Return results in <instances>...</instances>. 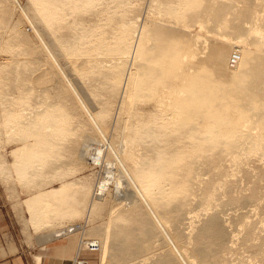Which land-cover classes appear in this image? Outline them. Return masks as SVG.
<instances>
[{
  "label": "bare ground",
  "instance_id": "1",
  "mask_svg": "<svg viewBox=\"0 0 264 264\" xmlns=\"http://www.w3.org/2000/svg\"><path fill=\"white\" fill-rule=\"evenodd\" d=\"M23 5L0 0L1 50L27 58L0 67L2 87L13 80L25 98L20 110L12 102L0 104V151L17 144L13 164L24 165L22 177L38 190L60 183L34 197L45 214L60 218L86 210L88 222L106 217L101 229L75 223L45 241L79 236L77 255L99 252L101 264H233L228 242L241 234L247 242L261 236L248 219L233 234L236 219L226 212L259 197L257 184L264 180L249 166L264 155V0ZM203 31L222 40L214 54L216 72L224 80L233 72V84L185 69L192 38ZM63 55L72 58L73 74L90 70L85 87L61 63ZM92 92L101 96L97 105ZM8 166L0 154L2 176ZM87 167L104 172L76 178ZM241 176H252L251 192ZM251 247L264 253L261 243Z\"/></svg>",
  "mask_w": 264,
  "mask_h": 264
},
{
  "label": "rangeland",
  "instance_id": "2",
  "mask_svg": "<svg viewBox=\"0 0 264 264\" xmlns=\"http://www.w3.org/2000/svg\"><path fill=\"white\" fill-rule=\"evenodd\" d=\"M20 2L22 5L25 4V6H28L30 3V0H20ZM147 7H148V5L146 4L144 8H147ZM16 16H18V15H17V11L15 9L14 18ZM27 22L28 21L25 18H22V28L25 29L27 31V33L29 34V36L35 40L36 33L33 30L32 25L29 22L28 23ZM4 31L6 32V35L4 36L3 39L7 40L8 39L7 27L4 28ZM206 33H207L206 31H203V34H196L192 38V42L189 46L187 62L185 63V69L189 73L197 75V76H204V77H207L208 79H212V80L214 79V80L219 81V82L226 81L227 83L233 84L235 81L232 79L233 72L230 74V76H227L226 74H224L226 77V80H224V78H222V77H219L218 73L216 72L217 69H216L215 62H214V54H215L216 50L219 49L223 45L222 40L218 39V38L208 37L207 36L208 34L205 35ZM1 48H2V46L0 47V67L3 64H5V62H7L8 59L12 63H16L15 61L17 60L18 62L16 64H18V65L22 64V62L27 59L23 56H17L15 58L14 53L13 54L6 53V50L5 49L1 50ZM236 49H238V48H236ZM230 58H231V54H229V59L227 61L228 66L230 63ZM60 60H61V63L66 67V70H67L68 66H69L68 63L70 60H72V58L69 55H63V56H60ZM192 62H199L201 64L206 65L207 67L204 69H202L200 67H193ZM69 69H70V66H69ZM70 70H69V73L72 72V70L71 71ZM95 71H96V69H95ZM14 72H15V74H19V71H14ZM89 72H90V70H84L83 72H80V73H82V75H80L77 71L74 74L72 72V74L76 77L77 82L85 87L86 86L85 81H87V79H88L87 77H88ZM78 83H76V84H78ZM50 84H54V83H50ZM45 87H48V86H44V88ZM22 88H23L22 85L14 83L13 80L8 81L7 86L4 88L2 87V83L0 82V104L6 103V102H12L15 104L16 110L22 109L24 107V104H25V98H24V94L22 92ZM87 93L91 94V92L88 90V86H87ZM100 97H101L100 94H98L96 92L93 93L92 97H90V98H92L91 102L94 105H97L98 101H100ZM31 102L32 101H30L28 104H31ZM147 105H148L147 108H149L151 110H154L156 107L154 102H149ZM7 119H8L7 116H3L1 118V120L3 121L1 123H3V126H6L5 121ZM128 122H130V119L128 120ZM151 124L152 123H150L149 125H151ZM143 128L145 129V127H143ZM109 132L115 138L114 140H116L117 143L120 144V139L118 138L116 132L114 134V129L112 127L109 128ZM3 134H4V136L7 135V133L5 131ZM6 139L7 138H5L3 141H6ZM9 144L4 148V150L0 151V154L6 155L8 161L10 162L11 167L8 166L9 168L7 169V171H9V173L13 174V178L15 180L14 183L11 185L12 189L9 190L10 195H11V193H13V197H9V201H10L11 206H12V211H13L12 215L14 216V219H15V229H16L17 235H18V237L20 236V239L26 243L28 248L33 250L31 253L32 256L40 255L41 257L42 256L49 257L50 255H52L53 257L58 258L59 264H74L76 258H78V260H80V261H82V260L87 261L89 264H101L100 258L98 256L99 252H92L90 254L88 249H83L81 251V254L77 255L76 251H77V244L79 242V236H73V237H70V239H58L55 241L52 240L50 242L45 241V240L47 239V237H49V236L51 237L52 232H54V231H52V227H50L51 223L55 224V226H53V227L55 229H58V230L61 229L62 227H65L67 225H72L75 223L80 224V225H83V223H84L85 230H88L94 226L101 229L100 225L104 222L106 217L101 216L100 218L98 217V219L94 220L93 222H88V219L86 217V210L76 212V214L73 213L74 215L69 213L70 211H67L68 217L65 216L66 214L64 216L62 214L59 218V216L57 214H55L58 219H55L56 217L50 219L47 217L48 215L46 214V215H44L43 221H41L38 225H36L35 227L33 225H30V226H28V229L25 230L24 220L27 218L30 219V212L26 209L16 208L15 203H16V200L18 203L19 200L23 201V200L29 198L30 194H34L37 191L34 190V193L26 191V188L24 187L25 185L20 180H16V179H18L17 178V169H21L22 167L24 168V165L19 164L20 166H15L13 164V163H15V158H16V156L13 154V149L17 147V144L16 143H10V142H9ZM249 166H251V168H252V174H255V173L260 172V171L264 174V155L260 156L258 161H256L255 163H251ZM93 172H100L101 173L100 175H102L104 171H103V168L101 169L100 167H97L96 169H91V170L89 167H87L85 169V172L83 174L78 175L76 178H80V176L83 177V176L89 175L90 173H93ZM239 177H240V175H239ZM241 177H243V176H241ZM73 178L76 179L75 177H71L70 180H73ZM0 182L2 183L1 176H0ZM242 182H243L242 185L245 183L243 187L247 189L246 193L251 192V190L253 188L252 176L243 177ZM2 185H3V183H2ZM58 186H60V183L55 182L52 185H47V187L46 186L42 187V189H40V190L41 191H45V190L47 191V190H50L51 188L58 187ZM110 187H111L110 192H112L114 190L112 188L113 186L111 185ZM4 188L6 190L5 186H4ZM257 188L259 190L258 194H260L259 197L255 198V199H250V198L244 199V201L240 202L238 204V206H237V204L234 206L231 205L233 208L231 206H229L231 209L228 207V211L226 212V213L230 212V214L233 213L234 217L236 219L234 227L232 226L233 227L232 229H234L233 234L239 233V231L242 229V221L245 219L253 221V222H251L252 227L253 228L256 227V228H254V229H257L256 232L258 231V233L261 234L260 238H257L255 241L253 240L251 242L245 241L242 234H241V238L236 240L235 242H233V243L228 242L229 245L233 244V249L227 253V257L229 259H231L233 264H264V253L262 254V252H261V254H260V253H258L260 251H258L257 249L256 250L254 249L255 247H251L252 243L255 242V243H261L263 245V249H264V222H263V224L260 222V220H262L264 218V180L259 181V183L257 184ZM6 193H7V190H6ZM126 193H127V191H126ZM121 195L124 196L123 192L121 193ZM17 196H19V199ZM124 197H125L123 199V200H125L124 202H129V199H126L129 197V195L128 196L126 195ZM109 198H111V197H109ZM112 198H116V197L113 195ZM235 206H236V208H235ZM233 214H232V216H233ZM226 216H228V215H226ZM255 221H257V222H255ZM254 223H256V224H254ZM55 231H57V230H55ZM233 234L231 236H233ZM45 237H46V239H45ZM89 238H93V237H89ZM71 242H74V247L71 250L72 252L70 254H66L65 252H63V250ZM34 249L36 251H34ZM232 257H234V258H232ZM112 263L118 264L115 262H111V264ZM120 263H122V262H120ZM108 264H110V262Z\"/></svg>",
  "mask_w": 264,
  "mask_h": 264
},
{
  "label": "crops",
  "instance_id": "3",
  "mask_svg": "<svg viewBox=\"0 0 264 264\" xmlns=\"http://www.w3.org/2000/svg\"><path fill=\"white\" fill-rule=\"evenodd\" d=\"M11 167V166H10ZM9 168V167H8ZM7 168V169H8ZM6 169V174L3 176L0 173L1 181L3 185L6 187V190L2 183L0 182V264H59L58 258L50 255L49 257L35 255L32 256V249L28 248L26 243L18 237L16 229H15V219L12 215V206L9 201V197H13V193L11 190V185L14 183L13 174L9 173ZM17 178L16 180H20L25 186L26 191L33 192L36 190L37 192L34 194H30V197L23 200H16L15 207L18 209H26L30 212V219L24 220L25 230L28 229V226L33 225L34 227L38 225L41 221H43L44 215H46L42 211V203L37 199L34 200V197L39 195V191L36 187V183L27 182L21 174V169H17ZM36 187V188H35ZM9 194V195H8ZM19 199V196H17ZM32 208H30V205ZM48 218L58 219L57 216L48 215ZM55 224L51 223L50 227ZM52 227V231H55ZM50 242V241H49ZM34 251H36L34 249ZM29 254V255H28ZM54 262V263H53Z\"/></svg>",
  "mask_w": 264,
  "mask_h": 264
},
{
  "label": "built area",
  "instance_id": "4",
  "mask_svg": "<svg viewBox=\"0 0 264 264\" xmlns=\"http://www.w3.org/2000/svg\"><path fill=\"white\" fill-rule=\"evenodd\" d=\"M233 61V60H232ZM94 248H96V246H93ZM74 264H89L87 261H84V260H82V261H80V260H77V261H75V263Z\"/></svg>",
  "mask_w": 264,
  "mask_h": 264
}]
</instances>
